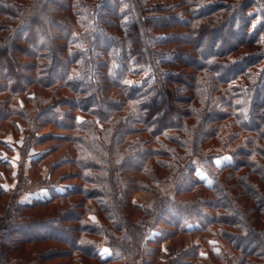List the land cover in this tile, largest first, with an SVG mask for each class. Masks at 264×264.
Returning <instances> with one entry per match:
<instances>
[{
	"label": "trees",
	"instance_id": "trees-1",
	"mask_svg": "<svg viewBox=\"0 0 264 264\" xmlns=\"http://www.w3.org/2000/svg\"><path fill=\"white\" fill-rule=\"evenodd\" d=\"M0 41V150L20 121L21 155L52 144L29 169L61 144L51 173L76 169L48 199L17 184L0 264H154L193 231L235 252L209 264H264V0H0Z\"/></svg>",
	"mask_w": 264,
	"mask_h": 264
},
{
	"label": "rangeland",
	"instance_id": "rangeland-1",
	"mask_svg": "<svg viewBox=\"0 0 264 264\" xmlns=\"http://www.w3.org/2000/svg\"><path fill=\"white\" fill-rule=\"evenodd\" d=\"M29 93H31V90H29L28 94H26V97L29 95ZM17 100H19L17 101L19 103L25 102L23 96L18 97ZM2 125L4 129H6V133H4L3 139L7 142L8 149L0 150V159H2L3 162H5L4 164L7 165L6 170L4 168H0V189L4 192H7L4 195H0V218L7 209V206L11 199L10 193H12V191L16 189L17 184L22 181V178H27L28 181L26 182L24 189L17 198V201L21 203H23L24 201L32 202L34 199H39L42 194L50 192L49 188L56 190L64 188L67 190L73 186V184L75 183V179L65 178L66 174L76 171V169L74 167H71V165L60 166L54 169V171H52L51 173V164L55 161L61 160L64 157H67L65 144H61L53 154L48 156L43 164L31 170L29 168L33 158L42 153L44 149L47 150V147L52 144L45 143L42 146V148L44 149H39V147H30L25 155H21V147L23 145L24 139V122L19 121V123L16 124L17 131H13L9 127V124L7 122L3 123ZM56 131L57 130H55L53 126L45 125L44 128L39 130L38 134H40L41 136H47ZM226 159L227 157H224L222 160H220V163L222 162L223 164ZM201 177L203 178L205 177V175L201 173ZM192 196V194L187 195V197ZM152 198L153 196L151 195V193L138 192L133 195L132 201L136 203L149 204L150 202H152ZM197 225L198 224H196V226ZM191 246L200 248V256L203 257V259L206 257L208 258V255H210V250L214 255L222 253L226 256L231 257L235 255V252H233V250L229 248L227 243L220 237H206L201 232L193 231L186 235H178L173 237L172 239L165 240L161 244V249L158 253V259L154 262V264H170L172 259L176 258L181 252L189 249ZM204 247L206 248V250L203 249ZM35 249L36 248L34 246L26 247V254L31 257V251L33 252ZM210 259V262L209 260L204 259L195 261L193 264H209L211 262H217L214 257L211 258V255ZM58 263H60V261H54L49 264ZM85 264L95 263L89 260H85Z\"/></svg>",
	"mask_w": 264,
	"mask_h": 264
},
{
	"label": "built area",
	"instance_id": "built-area-1",
	"mask_svg": "<svg viewBox=\"0 0 264 264\" xmlns=\"http://www.w3.org/2000/svg\"><path fill=\"white\" fill-rule=\"evenodd\" d=\"M65 190H66V189H64V188L57 189V190L54 189V191H55L56 193H62V192H64ZM36 196H39V195H36ZM36 196H35V198H36ZM50 196H51L50 192H47V193L42 194V196L39 197L38 200L48 199Z\"/></svg>",
	"mask_w": 264,
	"mask_h": 264
},
{
	"label": "crops",
	"instance_id": "crops-1",
	"mask_svg": "<svg viewBox=\"0 0 264 264\" xmlns=\"http://www.w3.org/2000/svg\"><path fill=\"white\" fill-rule=\"evenodd\" d=\"M16 154H17V152H16ZM29 155V154H28ZM25 202V201H24ZM26 203H30V202H28V201H26Z\"/></svg>",
	"mask_w": 264,
	"mask_h": 264
}]
</instances>
